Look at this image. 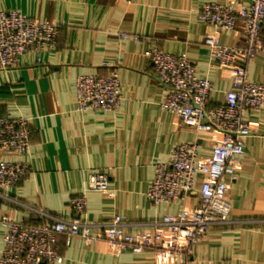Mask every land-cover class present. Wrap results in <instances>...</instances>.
I'll return each mask as SVG.
<instances>
[{
	"label": "crops",
	"instance_id": "crops-1",
	"mask_svg": "<svg viewBox=\"0 0 264 264\" xmlns=\"http://www.w3.org/2000/svg\"><path fill=\"white\" fill-rule=\"evenodd\" d=\"M207 0H0V9L17 10L59 26L54 45L31 48L18 62L0 69V115L29 122L31 147L14 159L30 173L19 184L0 187V254L5 215L41 222V211L58 218L76 214L72 202L85 195L82 216L92 233L116 214L128 230H149L166 212L194 206L196 193L175 205L154 204L147 190L157 166L173 147L197 140L208 154L220 133H201L159 104L168 93L147 50L153 44L185 54L215 87L210 106L225 100L232 72L212 62L204 38L214 29L199 18ZM226 3L230 0H214ZM128 34V37L119 36ZM135 36L139 38L136 39ZM227 44L239 33H221ZM119 69L122 97L112 110H80L77 79ZM249 76L264 82V57L249 65ZM250 131L245 153L231 182L229 220L215 224L196 244L192 264H264V110L246 116ZM94 171L109 175L106 190L90 187ZM199 185L197 186V188ZM51 219V218H50ZM60 264H167L153 251H118L105 239L58 234Z\"/></svg>",
	"mask_w": 264,
	"mask_h": 264
},
{
	"label": "built area",
	"instance_id": "built-area-1",
	"mask_svg": "<svg viewBox=\"0 0 264 264\" xmlns=\"http://www.w3.org/2000/svg\"><path fill=\"white\" fill-rule=\"evenodd\" d=\"M199 18L214 29V33L204 38L212 62L232 72L231 86L223 102L210 106L214 84L187 55L169 52L157 44L147 50L155 72L168 86L160 108L174 112L198 132L221 134L219 139L211 140L208 154L197 140L176 144L168 160L157 166L149 184L147 197L154 204L175 205L194 193L196 204L166 212L149 230H128L122 216L116 214L101 224L102 229L95 234L93 224L82 216L87 206L85 195L74 198L76 214L70 218L41 211L44 220L30 223L5 215L0 264H60L63 260L58 250L60 233L88 240L105 238L118 251L151 250L158 260L167 264H192L198 241L215 224L230 221L228 192L245 153L243 137L250 131L246 116L264 110V82L249 76L250 63L264 57V0L226 3L207 0L200 8ZM58 32L55 22L17 10L0 9V69L14 66L31 48L43 50L54 45ZM224 32L239 33L241 42H222L220 34ZM77 94L80 110L114 109L122 97L119 69L106 75L79 76ZM30 133L25 118L0 115V187L19 184L30 173L28 161L12 157L29 152ZM109 181V175L102 171H94L89 177L90 187L95 190H106Z\"/></svg>",
	"mask_w": 264,
	"mask_h": 264
}]
</instances>
